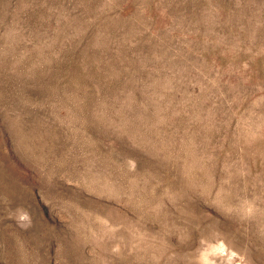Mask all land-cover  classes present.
<instances>
[{"label":"rangeland","instance_id":"obj_1","mask_svg":"<svg viewBox=\"0 0 264 264\" xmlns=\"http://www.w3.org/2000/svg\"><path fill=\"white\" fill-rule=\"evenodd\" d=\"M0 264H264V0H0Z\"/></svg>","mask_w":264,"mask_h":264}]
</instances>
